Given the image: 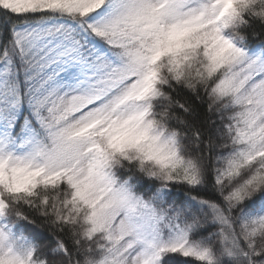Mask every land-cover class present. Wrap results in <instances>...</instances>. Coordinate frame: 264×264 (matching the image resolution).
<instances>
[{"label":"rangeland","instance_id":"obj_1","mask_svg":"<svg viewBox=\"0 0 264 264\" xmlns=\"http://www.w3.org/2000/svg\"><path fill=\"white\" fill-rule=\"evenodd\" d=\"M239 1L0 0L15 11L80 14L104 4L90 25L115 57L106 56L93 40L66 45L57 25L23 30L25 51L37 65L30 104L41 134L30 129L12 158L0 154V183L23 192L37 183L67 180L91 210L90 235L104 232L109 243L95 264H159L165 251L211 262L206 251L188 242L185 230L166 224L128 184H116L111 155L133 150L160 167L165 179L193 181L192 167L180 157L173 135L150 118V102L158 94L157 62L167 57L178 74L202 50L210 70L225 69L216 93L229 98L233 109L236 146L225 158L223 176L264 156V51L247 52L221 22L223 9ZM4 75L1 70L0 90ZM5 126L0 122V151ZM246 221L264 223V206ZM0 259L25 264L1 229Z\"/></svg>","mask_w":264,"mask_h":264},{"label":"trees","instance_id":"obj_2","mask_svg":"<svg viewBox=\"0 0 264 264\" xmlns=\"http://www.w3.org/2000/svg\"><path fill=\"white\" fill-rule=\"evenodd\" d=\"M104 4L85 14L57 9L15 11L0 2V122L7 159L23 145L28 130L41 134L30 104L36 63L25 51L21 33L59 26L62 41H96L112 59L111 45L94 36L91 19ZM225 31L248 52L264 51V0H243L221 15ZM20 37V39H19ZM179 73L167 57L156 64L150 102L154 124L171 133L180 157L191 165L193 181L167 180L160 167L133 150L112 154L118 186L148 202L166 224L187 232L188 242L206 251L211 262L180 251H165L159 264H264V223L247 222L264 206V156L224 177L225 158L235 148L236 130L229 98L216 93L225 69L212 71L199 50ZM183 68V73H182ZM15 120L8 123L11 118ZM91 210L61 178L37 183L27 191H10L0 183V229L5 231L25 264H95L109 245L104 232L90 235ZM164 222V223H165ZM5 264L0 259V264Z\"/></svg>","mask_w":264,"mask_h":264}]
</instances>
